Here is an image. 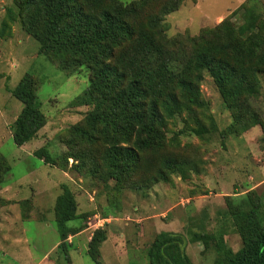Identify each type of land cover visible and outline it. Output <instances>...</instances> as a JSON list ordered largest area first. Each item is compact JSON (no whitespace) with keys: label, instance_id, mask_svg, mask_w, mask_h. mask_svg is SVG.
<instances>
[{"label":"rangeland","instance_id":"374dc122","mask_svg":"<svg viewBox=\"0 0 264 264\" xmlns=\"http://www.w3.org/2000/svg\"><path fill=\"white\" fill-rule=\"evenodd\" d=\"M13 3L0 0V264H94L86 249L96 230L105 235L95 246L101 264H151L147 251L161 231L183 236L192 264H211L221 244L232 252L241 247L226 202L253 208L264 224V0L144 5L158 51L150 53L154 64L127 67L128 74L167 83L205 40L241 56L242 71L248 76L255 70L258 83V90H241L243 115L236 120L202 70L195 99L174 92L179 108L163 116L161 136L151 138L147 149L137 141L147 138L145 129L118 139L111 127L88 120L96 106L82 95L92 64L40 53L16 19ZM130 49L119 54L145 57ZM24 74L43 124L34 138L18 145L11 134L21 103L10 90ZM199 126L204 132L196 134ZM38 148L46 149L52 164L34 156ZM134 155L135 165L126 168L125 159ZM62 186L73 198L75 215L59 218L58 225ZM60 211L65 214L66 206Z\"/></svg>","mask_w":264,"mask_h":264},{"label":"trees","instance_id":"16d2710c","mask_svg":"<svg viewBox=\"0 0 264 264\" xmlns=\"http://www.w3.org/2000/svg\"><path fill=\"white\" fill-rule=\"evenodd\" d=\"M13 2L16 6V19L23 30L37 41L40 53H52L60 59L69 57L73 63L92 64L89 84L82 95L84 102L96 106V111L87 113L88 120L97 119L111 127L118 139L125 138L129 132H136V129H145L147 138H144L143 142L137 139L140 147L145 149L148 148L151 138L161 136L159 125L163 116L173 115L179 108V98L174 92L180 91L183 92V98L195 99L202 70L212 78L221 98L233 111L236 120L243 115L241 90H258L255 70L248 76L245 75L241 69L244 65L241 56L227 54L229 50L224 44L216 45L205 40L184 61L182 73H178V77L167 78V83L166 79L162 81L160 78H143L135 73L128 74L127 67L135 69V66L154 64L153 61L150 62V53L153 50L158 51L153 45L152 24L147 25L145 17L147 14L144 5L150 0H133L132 3H122L119 0ZM8 12L11 14L13 11L8 9ZM246 36L250 38L254 35ZM243 39L246 40L245 37ZM131 40H135L138 45L131 44ZM130 48L145 54V57L136 59L132 55L119 54L120 50L125 53ZM31 84V79L24 74L10 90V94L21 103L11 134L13 142L18 145L34 138L36 131L43 124V116L35 103ZM203 132L204 129L200 126L195 130L196 134ZM120 149H125L126 154H135L132 147ZM33 153L43 163H53L46 149L38 148ZM136 161L137 155L125 159V167L131 168ZM62 206H66L65 214L60 211ZM226 206L233 216L241 247L232 252L221 244L211 264H264V224L256 219L253 208L241 210L228 202ZM74 209L69 190L62 186V195L57 204L58 225L62 222L60 219L74 217ZM61 228L60 237L64 239L65 231ZM104 239L102 230L94 231L89 238L86 252L94 264H101L95 246ZM202 243L203 247H206V238ZM184 245L181 234L159 232L147 251L149 263L192 264L183 251Z\"/></svg>","mask_w":264,"mask_h":264}]
</instances>
